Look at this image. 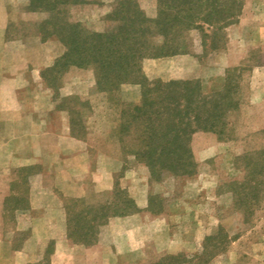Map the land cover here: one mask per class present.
<instances>
[{
	"label": "rangeland",
	"instance_id": "obj_1",
	"mask_svg": "<svg viewBox=\"0 0 264 264\" xmlns=\"http://www.w3.org/2000/svg\"><path fill=\"white\" fill-rule=\"evenodd\" d=\"M116 1L86 0L68 4L58 16L90 31L101 32L113 25L107 14ZM17 2V6L10 9L7 39L19 44L52 41L60 50L56 58L64 54L63 42L55 36L42 39L39 32L40 23L49 12L27 10L28 0ZM135 2L147 16L155 15L156 0ZM240 2L241 13L235 23L224 29V45L219 43L217 50L203 51L199 32L192 29L188 33V53L199 61H208L211 52L225 51L229 39L236 36L249 43L241 62L228 73L230 85H237L235 98L249 108L229 112L224 134L203 131L192 134L193 167L188 175L149 172L144 163L129 153L133 148L134 126L130 127L129 136H124L127 146L119 143V123L129 120L131 107L128 104H135L140 98L138 84L125 83L118 90L98 91L92 66L72 65L65 70L56 67L44 71L42 92L51 95L58 106L72 111L74 132H90L103 138V147L115 152L122 163L121 170L113 175L111 188L91 193L88 204L106 203L119 190L125 191L132 200L128 190L137 195L141 192L142 200L147 201L144 211L150 206L152 212L149 213L163 215L168 220V228L179 231V244L171 246L170 238L151 241L142 260L136 264L178 253L189 259V264H264V0ZM205 39L208 42V38ZM172 56L143 59L142 74L147 79L173 80L157 76L158 61H153L164 60L160 64L169 75ZM192 75L188 79H197L198 72L195 70ZM218 229H222L227 238L206 240ZM174 234L170 232L169 237L173 238ZM22 237L20 233L14 239ZM48 245L42 257L41 251L36 249L28 264H45L43 257Z\"/></svg>",
	"mask_w": 264,
	"mask_h": 264
},
{
	"label": "crops",
	"instance_id": "obj_2",
	"mask_svg": "<svg viewBox=\"0 0 264 264\" xmlns=\"http://www.w3.org/2000/svg\"><path fill=\"white\" fill-rule=\"evenodd\" d=\"M17 4L0 0V264H28L34 251L42 257L49 243L48 264H136L151 241L170 238L171 246L179 244V231L168 228L167 218L144 211L141 192L129 190L138 212L108 217L92 244L69 239L67 201L109 190L122 163L103 147V138L74 132L69 111L42 92L41 72L59 55L58 46L7 39L10 9ZM229 40L227 49L209 53L208 61L192 53L172 56L169 75L160 64L164 60L155 59L157 76L188 79L196 70L202 90L217 91L249 45L241 36ZM246 108L239 103L236 109Z\"/></svg>",
	"mask_w": 264,
	"mask_h": 264
},
{
	"label": "trees",
	"instance_id": "obj_3",
	"mask_svg": "<svg viewBox=\"0 0 264 264\" xmlns=\"http://www.w3.org/2000/svg\"><path fill=\"white\" fill-rule=\"evenodd\" d=\"M28 1L27 10L49 12L40 23L42 39L55 36L66 47L65 53L44 69L41 76L56 67L65 70L72 65L92 66L98 91L118 90L125 83L138 84L140 98L137 103L128 104L131 107L129 120L119 123V143L127 146L124 136H129L130 127L134 126L135 143L129 153L144 163L149 172L167 171L173 176L190 174L192 134L197 131L224 134L227 116L239 104L234 96L237 85L229 83L231 69L221 89L204 92L198 79H147L141 72V62L145 58L188 53V33L192 29L199 32L203 51L217 50L219 43L224 42V29L235 23L241 13L240 0H156L153 17L147 16L135 0H117L107 14L113 25L101 32L90 31L58 16L64 6L86 0ZM71 122L75 125L72 117ZM66 207L67 236L82 244L97 240L99 227L108 217L139 211L122 190L113 193L111 200L103 204L69 199ZM147 210L152 212L150 206ZM216 237L227 238L222 229H218L206 240ZM48 246L43 257L45 264H48L52 243ZM189 261L178 253L139 264H189Z\"/></svg>",
	"mask_w": 264,
	"mask_h": 264
}]
</instances>
